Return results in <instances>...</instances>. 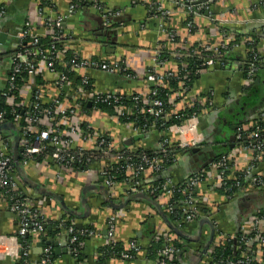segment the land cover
I'll list each match as a JSON object with an SVG mask.
<instances>
[{
	"label": "crops",
	"instance_id": "obj_1",
	"mask_svg": "<svg viewBox=\"0 0 264 264\" xmlns=\"http://www.w3.org/2000/svg\"><path fill=\"white\" fill-rule=\"evenodd\" d=\"M73 1L50 0L48 16L55 18L65 15ZM93 1L107 11H117L119 16L111 18L110 25L105 30L101 29V15L88 4L67 17L61 27L67 48L65 58L68 55H77L102 62L118 61L134 76V79H126L116 74L92 71L89 77L95 91H117L125 95L131 91L145 92V76L151 65L152 55L159 46H164L171 53L176 48L185 51L193 46L197 49L220 44L225 40L223 35L231 37L233 41L238 40V47L231 50L226 68L221 69L216 65L203 70L185 100L173 106L182 107L188 103L190 97H200L198 101L204 106V98L209 95L213 108L204 107V113L198 120L197 132L203 139L200 148L211 147V151H186L177 155L174 163L166 168L161 177L167 175L173 184L180 185L204 169L202 167L208 160H214L224 150L227 155H235L233 171L241 172L250 163L251 157L238 149L235 138L237 129L241 124L252 123L264 110V0H215L211 5L214 14L221 15L227 21L223 29L209 27L206 20L197 17L193 21L195 30L191 33L185 30V15L166 1ZM42 2L43 0H0V6L6 11L5 16L0 19V96L5 89L11 58L16 51V32L27 23L41 39L48 37L44 17L38 13ZM154 2L168 11L165 19L149 15L147 5ZM161 26L165 28L163 32ZM165 31L172 32L174 42L166 37ZM247 42L255 43L260 59V69L254 80L256 88L248 101L245 98L248 94H244L241 71L246 54L244 45ZM167 66L176 69L177 63L170 58ZM40 76L42 85L32 84L30 79L29 83L21 85L16 99L18 104L28 105L34 85L43 90L42 101L45 104H48L50 97L56 95V72H42ZM253 96L255 99L251 102L250 98ZM86 122L95 130L112 136L118 148H140L150 152L158 148L157 133L133 137L127 125L120 124L106 114H90ZM15 137H18V142ZM21 137L22 131L16 125L10 127V124L0 122V145L14 160L12 177L16 187L23 194L26 203L39 209L46 221L44 233L29 237L28 264H40L43 249L49 246L43 243L42 248L38 247L42 239L57 243V247L50 245L52 252L55 248L59 250L58 254H51L50 264H76L71 256L68 236L60 228V223L67 221H71L75 227L79 225L81 230L86 229V226L93 228V236L83 245L85 263L89 264L92 259L95 260L97 250L109 241L107 227L110 219L115 220L113 240L116 243H121L127 249L129 241L137 239L142 250L133 261L111 258L106 264H156L153 254L146 250L147 244L159 233H169V229L171 230L172 224L167 212L170 196L160 194L158 199L149 197L150 201L143 198L128 200L129 197L141 193H129L122 182H118L111 189L105 188L95 172L71 170L58 178L57 170L49 159L40 163L32 161L28 166H23L20 154L16 159L14 157L17 147L20 149ZM255 165L257 172L264 175V158ZM149 176L150 172H145L143 181H147ZM212 183L213 177L210 176L197 189L208 200V203L202 205L204 209L209 206L205 213L202 214L201 211L197 222L190 226L180 229L174 226L180 237L196 246L190 247L191 255H179L180 264H201L211 242L219 238L218 234H235L241 227L247 228L251 219L264 208V191L245 189L227 199L218 190L211 189ZM38 200L45 203L40 204ZM67 215L72 216V220ZM16 233L17 218L10 212L7 201L0 198V264L17 263L15 255L20 252V242ZM177 236L179 234L174 231V237ZM197 245H200L199 252Z\"/></svg>",
	"mask_w": 264,
	"mask_h": 264
},
{
	"label": "built area",
	"instance_id": "obj_2",
	"mask_svg": "<svg viewBox=\"0 0 264 264\" xmlns=\"http://www.w3.org/2000/svg\"><path fill=\"white\" fill-rule=\"evenodd\" d=\"M44 1L46 3L50 2V0ZM161 1L169 2L175 8L181 10L186 17L185 30L188 33L195 30L193 21L197 17L206 20L211 27L219 30L223 29L227 22L221 15H215L213 10L211 11V5L215 0ZM82 3L88 4L101 15L104 26L109 25L111 18L119 16L117 11H107L93 0H83ZM147 7L150 15L162 17L161 19L167 17L168 11L164 10L159 3H150ZM77 10L78 5L70 4L65 15L50 18L47 10L45 13V9H42L40 6L38 7V13L44 17V27L47 35L54 41L47 50H42L37 47L41 36L32 31L29 24L26 23L15 34L17 40L16 51L11 58L6 86L1 94L6 99V105L10 108V114L14 117V120L16 122L20 120V110L22 107L16 102V99L21 85L23 84L24 86L26 83H29L26 80L27 78L31 79L40 75L42 72H56L57 65L62 69V72H56L58 77L54 88L65 92L63 98H56V96L53 98L50 97L48 104H45L42 101L43 90L34 85L31 100L28 105L23 106L25 107V111L22 110L25 126L22 128L16 125L22 131L20 140V149L22 152L20 156L23 166H28L30 162L36 161V158L43 155L47 148H52V153L48 159L56 168L58 178L71 170H79L86 173L95 172L103 186L111 189L118 183L117 174L121 171L126 177V180L122 181V183L127 187L129 193H141L149 196V194L153 195L161 189V193L163 192L164 195L170 196L172 202L167 205V212L169 215L173 214L174 207L177 206L176 210L180 214L179 221H175V226L179 229L190 226L199 219L198 215L204 209L202 205L208 203V200L202 197L197 192V189L210 176L213 177L211 189L223 190L226 194L225 198L227 199L232 198L236 193L245 189H251L254 192L264 191V175L257 172L255 165L259 160L264 158V110L250 124L249 127L252 129V132L246 138L245 144H240L244 129H237L235 138L236 142H238V149L247 151L252 155L250 163L241 172L235 174L237 170L233 171L235 168V155H227L214 162L211 161L204 169L193 174L192 177L180 185L173 184L166 175L162 177L163 183L161 185L153 186V178L152 180L143 181V175L147 171L156 177H161L165 174L164 162L170 159L167 151L168 144H170V140L168 139L169 133L178 136L181 143L178 144L177 142L176 146L182 151L186 150L184 149L186 147L192 149L200 148L203 139L197 130H195L196 126L192 124L193 121L197 122L199 120V117L205 110L198 101L199 97H190L188 103L184 105L191 113L189 116L186 114L183 115L185 119L183 123L170 126L165 132H157L154 126L141 128L133 124L127 125L133 137L152 133L159 135L158 148L151 154L145 152L137 154L134 153V149L118 148L112 136L95 130L89 122H86V129L81 128L83 121L81 115H79L80 101L89 102L90 104L99 102L118 105L120 104L121 97L124 96V94L117 91L90 92L88 89L91 85L89 81L90 72L116 74L124 76L126 79H134V76L125 65L118 61L102 62L84 59L77 55L65 58L67 48L65 47L64 37L61 32L62 22ZM5 14V8H1L0 19ZM163 29L165 28H161L162 32ZM171 33L170 31H165L166 37L171 42H174L173 39L175 37ZM223 37L225 40H222L220 44L217 43L210 47H200L203 52L210 53L209 58L201 60V68L204 67L207 69L216 65L221 68L224 64L221 62L220 51L227 50L229 44L232 45L230 51L238 47V43L235 44L231 37L226 35H223ZM26 39H29L30 49H23L21 47ZM247 43L250 44V42ZM249 52L252 53V51ZM164 53H168L167 60L163 56ZM200 56L201 51L197 50L190 51L188 49L181 51L176 48L170 53L164 46H159L152 55L151 65L145 76L146 83L151 84L150 89L131 97L130 100L134 104L133 109H137L136 105L141 103V109H137L139 114L149 115L155 119L165 117L168 113L163 109L164 103L158 97L157 87H166L167 79L176 76L178 66L185 69L187 67V58ZM170 58H173L177 63L176 69H171L167 66ZM258 63L260 64L259 56L257 52H253L252 59L245 69V77L242 82L244 89L254 83L258 71ZM70 73H74V77L79 79L80 83V86H76L73 90L67 78V75ZM186 76L177 77V80H179V88L184 95H188L191 91L187 86L188 80ZM168 93L170 94L168 99L169 105H175L177 100L182 101L180 98L181 93H177V91L170 88H168ZM70 101L72 103H69ZM204 102L211 109L213 106L212 99L207 98ZM43 105H47V107L42 108ZM198 105L201 107V111H198ZM131 110L132 108H126L125 110L121 108L120 114L123 112L130 114ZM3 120L4 115L0 113V122H3ZM134 159L136 162L132 161ZM171 161L174 163L173 157ZM12 163V157L0 145V198L7 201L10 212L17 218L16 238L20 242V252L18 255H15L16 264H28V249L21 243V239L44 233L46 221L39 209L33 208L26 203L23 195H21L23 198L20 199L14 194L19 191L12 177ZM228 181H233V184L228 185ZM243 184L246 185L245 188H242ZM175 193H181L184 196L183 199L179 201L174 200ZM39 203L44 204L45 202L41 200ZM262 210L251 219L247 228L241 227L239 229L237 232L238 235L237 233L230 235L218 234L219 238L211 242L207 255L204 256L207 261L205 264H264V208ZM114 222V219H110L108 223L107 237L109 241L107 245L116 243L113 240ZM64 230L68 236V244L73 257L78 254L79 249L83 248L84 245V242H81L79 237L85 236L90 238L94 234L93 231L87 229L77 230L71 222ZM250 233H253V235L247 236ZM239 236H241L240 241ZM175 240H177L176 237L171 236L169 233H159L152 239V241L161 242V246L157 251L156 264H171L174 262V258L180 253L179 249L174 245ZM231 240L234 243V250L239 252L238 258L214 260V248L217 245H223L225 241ZM141 250L140 244L135 240H131L125 252L120 253L118 257L121 260L133 261ZM51 254L52 248L50 246L44 248L40 264H50Z\"/></svg>",
	"mask_w": 264,
	"mask_h": 264
},
{
	"label": "trees",
	"instance_id": "obj_3",
	"mask_svg": "<svg viewBox=\"0 0 264 264\" xmlns=\"http://www.w3.org/2000/svg\"><path fill=\"white\" fill-rule=\"evenodd\" d=\"M83 0H74L72 4H76L78 5V9L79 8H82L83 6H85L86 4H83L82 3ZM40 7L42 9H45V10H49L51 9V5L49 3H46L45 1L42 2L40 4ZM3 8L0 6V9ZM150 15V14H149ZM236 38H239L238 36H236ZM240 41V40H239ZM54 41L51 40L50 37H47L45 39H40V42L37 44V47L39 49H42V50H47V48L53 43ZM238 40L236 39L234 41L235 44H237ZM29 39H26L21 47L23 49H30L31 46H29ZM231 44H229V46L227 47V50H221L220 51V54H221V62L224 64L221 66V69L223 68H226V62L227 60L231 57V51H230V48H231ZM245 47V50H246V54H245V62H244V65L242 66L241 68V71H242V76L243 78L245 77V69L246 67L248 66V63L249 61H251L252 59V55H253V52L256 53V45L255 43H251V44H246L244 45ZM60 48V47H59ZM190 51H193V50H198V51H201V58L200 57H192V58H187L186 60V63H187V67L185 69H183V67L181 66H178L177 69H176V76H173L169 79H167V84H166V87H157V90H158V97L162 100V102L164 103V111H166L168 114L165 116V117H162L160 119H155L149 115H142V114H139L138 113V110L137 109H141V106L142 104L139 103L136 105L137 109H133V102L131 99V97L133 96H136L137 92L136 91H131L128 93V95H125L121 97L120 99V104H112V103H95V104H92L90 106H88L89 103L85 102V101H80V108H79V115H81V119H82V123H81V128L83 129H86L87 128V123H86V118L90 116V114H106L109 118H113L115 119L117 122H119L120 124H124V125H129V124H133L135 126H139L141 128H149V127H152L154 126L155 130H157V132H165L167 131L166 129L169 128L170 126L174 125V124H182L183 121L185 120L183 118V115H190L191 111L186 108V106H179V107H176V108H173V106H171V104L169 105L168 103V99H169V96L170 94L168 93V88L170 89H174V91H177V93H181L182 91L180 90L179 88V80H177V77H182L184 75H187L186 78H187V86L189 87V89L191 90L195 80L199 77L200 73L205 70L206 68H201V60L205 59V58H209L210 57V53L208 52H203L201 48H197L196 47L194 48V46L192 48L189 49ZM249 51H252L249 52ZM164 58L167 60L168 59V53H164L163 54ZM71 56H67L66 58H69ZM220 60V59H219ZM99 61V60H98ZM260 69V64L258 63V70ZM56 72L57 73H60L62 72V69L56 65ZM258 72V71H257ZM67 78L69 79V82L71 83V88L72 90L76 88V86H80V83H79V79L75 78L74 77V73H70L67 75ZM41 76L38 75V76H35L33 78H31L30 80H32V84H37V85H42V80H41ZM27 81H30L29 78L26 79ZM90 87L88 88L90 92H95V89H94V86L92 84V80L90 79ZM255 86H254V83L251 84L248 88L244 89V94H248L245 98H247V101L249 100V96L251 95V93L253 94L254 91H255ZM147 89L149 90L150 89V85L149 87H147ZM55 93H56V98L57 97H60V98H63L64 95H65V92L63 90H56L55 89ZM123 94V92H121ZM187 95H184L181 93V100L183 101L185 98H186ZM256 96V95H255ZM255 96L251 97L250 99L251 102L255 99ZM209 97V95H206L204 99H207ZM200 98V97H199ZM181 101V102H182ZM179 101L177 100L175 102V104H177ZM69 103H72L71 101ZM202 106V105H201ZM22 109L20 110V120L18 122H16L14 120V117L10 114V108L6 105V99L2 96H0V113H3L4 115V120L3 122L6 124H12V125H17L19 127H24L25 126V121H24V116H23V111H25V107L21 106ZM47 105H43L42 108H46ZM203 107H207V103L202 106ZM121 108H124V110L126 108L130 109L132 108V110L130 111V114H127L125 112H123L122 114H120V110ZM213 108V106L211 107ZM198 111H201V107H197ZM23 110V111H22ZM123 111V110H122ZM172 111H173V114H172ZM194 111V110H193ZM192 111V112H193ZM196 113H198L197 111H194ZM177 116V118L175 119V117ZM85 121V122H84ZM251 124V123H250ZM250 124H241L240 128L241 129H244V132L242 134L243 138L242 140L240 141V144H245V140L246 138L250 135V133L252 132V129L249 127ZM3 127V126H2ZM5 127V126H4ZM89 131V130H88ZM170 144H168V148H167V151H168V156H169V160L164 162V168L166 169L169 165L172 164V161H171V158L174 156L176 157L177 155L181 154V153H184L185 150H180L179 148H177L176 146V143L177 142H173V141H169ZM142 152H145V153H148V154H151L152 152L150 151H146L144 149H137L134 151V153H142ZM7 153V152H6ZM52 153V148H47L43 155L39 156L38 158H36V161L35 162H44V160H48V158L50 157ZM220 154V153H219ZM128 156H132V155H128ZM227 156V153H226V150L223 151V153H221L218 157H215L214 160H212V162L216 161V160H219L223 157H226ZM47 158V159H46ZM20 160L22 161V158L20 156ZM13 163L12 165L14 166V160L12 159ZM133 162H136V160H132ZM165 161V159H164ZM121 165V164H119ZM118 166V165H116ZM76 167V166H75ZM74 167V168H75ZM237 172H235L236 174ZM151 176H149V178L147 180H153L152 181L153 183V186H158V185H161L163 183V178L162 177H156L154 176L152 173H150ZM118 179H117V182H122L124 180H126L125 178V174L121 171L118 172ZM101 181V180H100ZM228 185H232L233 184V181H228L227 182ZM246 185L243 184L242 185V188H245ZM218 190L217 192L222 194L224 197H226V194L223 190H219V189H216ZM235 190V189H233ZM17 197H19L20 199L23 198L21 195H23L22 193L20 192H15L14 193ZM160 194H163V192L161 193V189L159 190V192L157 193H154L153 195L149 194L148 197L152 198V199H158ZM200 195H204V193H202V191L200 190ZM183 195L180 193H175L174 194V200H182L183 199ZM206 197V196H205ZM172 201V199H171ZM170 201V203H171ZM176 207H174V213L173 214H168V219H169V222L172 224L170 226L171 230L169 229V233L171 235L174 236V231H175V221H179V214L180 212L176 210ZM209 206H207L206 208H208ZM205 208V209H206ZM205 209L202 210V214L205 213ZM263 211V210H261ZM260 211V212H261ZM259 212V213H260ZM67 217L69 218V220H72V216L70 215H67ZM70 222L71 221H67V222H64V223H60L61 227L60 228H63L65 229L67 226L70 225ZM86 229L87 230H90V231H93V228L90 227V226H86ZM238 235V233H237ZM252 236L253 233H250V234H247V236ZM176 236V235H175ZM153 236H151L152 238ZM240 237L239 236V241H240ZM88 238L85 237V236H80L79 237V240L81 242H85ZM177 240L174 241V245L179 249V254L174 258V262H172L171 264H180L178 262V257L179 255L181 254L182 256L183 255H191L190 253V247H192V244L190 241L188 240H184L183 237H179L177 236L176 237ZM28 240L29 238H24V239H21V243L27 247V243H28ZM135 240L137 243V239H133ZM139 244V243H138ZM223 244V243H222ZM233 241H225V243L221 246H216L214 248V252H213V257H214V260H219V259H223V260H226L227 258L229 259H234V258H238L239 256V252L238 251H235L234 250V247H233ZM161 246V242L158 241H151L147 244V251L148 253H150L151 255L153 254L154 258H155V261L157 259V251L159 249V247ZM195 246V245H194ZM235 246V245H234ZM196 247V246H195ZM200 247V245H199ZM199 247L197 245V252H199ZM125 248L124 246L121 244V243H115L113 245H105L103 247H100L98 250H97V256L95 257V260L92 259V262H88L89 264H106L108 262V260H110L111 258H115V259H120L118 256L120 255V253L122 252H125ZM72 256V254H71ZM193 256V255H192ZM73 260L75 261L76 264H86L85 263V260H86V256L83 254V248L79 249L78 251V254L73 257ZM50 260H52V258L50 257ZM126 261V260H125ZM207 261L206 259H204L203 261H201V264H205Z\"/></svg>",
	"mask_w": 264,
	"mask_h": 264
},
{
	"label": "water",
	"instance_id": "obj_4",
	"mask_svg": "<svg viewBox=\"0 0 264 264\" xmlns=\"http://www.w3.org/2000/svg\"><path fill=\"white\" fill-rule=\"evenodd\" d=\"M100 24L102 26V28H101L102 30L108 29V27L110 25V23H109L108 26H104L103 25V21H100ZM12 126L13 125L10 124V127H12ZM18 140H19L18 137H15V141L18 142ZM229 148H231V146H229ZM199 151H207L208 152V151H211V147H208V148H193L189 152L190 153H198ZM21 152H22V150L17 147V151H15V155H14L15 159L19 156V154ZM211 161H212V159L208 160L207 163L202 168H205ZM133 198H143V199H145L147 201H150V199H151V198L149 199V197H147V196H145L143 194H137V195H133V196L129 197L128 200L133 199ZM154 205H156V204L154 203ZM76 228L79 230L81 227L79 225H76ZM175 232L180 235L179 231L175 230ZM43 243L46 244V245H49V246L51 245L52 247H57V243L56 242L55 243H52V241L46 242V239H42V241H40V243L38 244V247L42 248L43 247ZM58 251H59L58 248H55L54 251L52 252V254L53 255L56 254V253L58 254Z\"/></svg>",
	"mask_w": 264,
	"mask_h": 264
},
{
	"label": "rangeland",
	"instance_id": "obj_5",
	"mask_svg": "<svg viewBox=\"0 0 264 264\" xmlns=\"http://www.w3.org/2000/svg\"><path fill=\"white\" fill-rule=\"evenodd\" d=\"M43 2H44V0H43ZM48 3V2H47ZM50 3V2H49ZM211 9V8H210ZM211 11H212V9H211ZM47 14H48V10H47ZM210 25V24H209ZM209 27H211V25L209 26ZM135 81H137V80H135ZM149 85H151V84H149V83H146V90H145V92L148 90L147 89V87H149ZM138 93H142V92H138ZM192 124H194V126H196L195 127V130H197V124H198V121L197 122H195V121H193L192 122ZM168 139L170 140V141H173V142H178V144H180L181 143V141L179 140V138H178V136L177 135H175V134H173V133H169V135H168ZM238 143V142H237ZM239 147V146H238ZM184 149H186L185 150V152L186 151H190L192 148H190V147H186V148H184ZM242 152H244L245 154H247L248 152L246 151H242ZM248 155L252 158V155H250L249 153H248ZM175 159H176V157H174L173 156V161H175ZM263 160V159H262ZM259 162V161H258ZM151 173V172H150Z\"/></svg>",
	"mask_w": 264,
	"mask_h": 264
}]
</instances>
